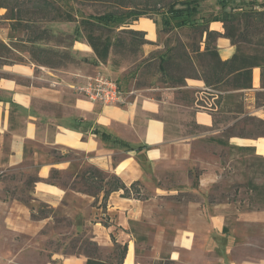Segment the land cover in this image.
<instances>
[{"label":"crops","instance_id":"0c3cea01","mask_svg":"<svg viewBox=\"0 0 264 264\" xmlns=\"http://www.w3.org/2000/svg\"><path fill=\"white\" fill-rule=\"evenodd\" d=\"M209 28L223 31L220 21L211 22ZM135 29L145 31V38L154 41V27L152 36L142 27ZM216 45L223 60L235 51L225 37H218ZM91 49L87 45L80 54L91 55ZM92 55L95 57L94 52ZM96 62L81 61L73 72L36 67L32 62L0 69L5 73L0 76V264H34L35 238L43 235L52 217H33L30 205L41 201L47 207L66 206L70 193L78 199V205L84 202L93 208L91 239L99 247H126L122 264H143L138 259L143 253H136V242L144 237L150 240L147 264L161 255H166L170 264H264V205L251 206L246 198L228 200L209 194L226 169L224 165L203 166L197 184L203 197L187 205L185 225H175L168 233L152 221L156 226L144 236L132 226L156 217L152 207L158 204L154 199L124 196L121 189L103 198V191L96 196L74 191L61 180L66 175L79 178L87 167H96L106 174H116L127 186L135 181L148 184L155 194L179 188L189 190L192 183L166 188L157 182L165 170L181 166L188 169L195 144L205 137L218 138L220 141L215 142L220 147L233 150L238 164H247V159H264V134L214 136L237 126L244 116L264 120L263 107L254 103L255 93L264 90V69L262 79L260 68L252 69V87L220 92L213 111L236 116L218 126L212 113L193 105L191 91L206 87L200 79L186 78L185 85L159 88L157 97L146 94L145 89L128 90L123 92L126 101L122 105H103L76 94L69 87L72 82H82L97 72L118 76L117 70ZM178 89L191 90L190 98ZM180 108L183 119L187 116L192 124L212 133H182L178 127L183 124L164 114L179 112ZM70 152L78 154L77 161L68 156ZM52 171L56 174L50 179ZM30 176L38 179L29 187L31 198L25 202L9 191L16 190L11 182L19 178L17 190L25 188V180ZM259 183V179L250 181L251 185ZM85 221L90 223V217ZM78 227L76 222L74 228ZM40 249L47 254L43 264H86L83 253L61 254ZM100 259L114 262L111 257Z\"/></svg>","mask_w":264,"mask_h":264},{"label":"rangeland","instance_id":"374dc122","mask_svg":"<svg viewBox=\"0 0 264 264\" xmlns=\"http://www.w3.org/2000/svg\"><path fill=\"white\" fill-rule=\"evenodd\" d=\"M8 1L11 6L15 5L12 0ZM247 1L248 0H226V9L229 10V4H239L244 2L243 4L246 5ZM54 4H56V6H61L62 8H69L74 14L76 20H50L49 18L41 20L39 15L34 14L30 0H24V4L21 6V11L23 12V15L33 19V28L35 31L44 28L48 29L49 33L47 38L41 41L43 46L55 50V52H57L62 58H66L64 57V54L66 53L68 55L69 52L70 55L68 56L70 57L64 60L63 65L55 68L35 62L26 52L30 46L27 40L28 38H31L34 33L30 28L22 26H17L16 29L13 28L12 30L10 27V21L4 18L6 9L0 8V40L10 47V50L3 52L0 57V61L4 62H0V69L4 66H26L27 63L32 62L36 67L41 66L54 70L59 69L73 72L76 71L78 63L81 61L97 63L96 58L92 55L93 51H89L91 52V55L80 54V52L86 48L88 43L86 42L84 34L79 31L78 23L82 17L102 14L109 10L110 5L98 0H54ZM219 11L220 5L217 3V0H202L199 5V11L195 14L172 17L166 11L160 10L156 13H151L150 17L141 16L132 21L129 25L115 26V29L111 32L112 37L118 35L125 36V33H119V30L122 28L135 29L138 27L146 29L150 36L153 34L154 27L155 37L153 43L142 45L135 53H131L125 49L111 50L106 64L110 68L117 70L119 74L117 77L113 75H109V77L118 82L122 92L132 89H145L146 92H144L146 94L155 97L159 96V93L161 92L158 90L159 88L170 87L173 84L159 79L160 77L156 72V65L154 64L157 62L158 54L165 50V45L173 46L177 40L188 43L192 38L191 29L187 27H178V22L185 19L186 21L184 25H188L192 21L196 22L203 20L211 13L216 14ZM211 22L214 21H210L209 24ZM163 27H167L168 29L163 30ZM196 38H198V36H196ZM201 46H203V44ZM53 58V60H57V57ZM104 74L106 73L104 72ZM1 75H5V73L0 71V76ZM107 75L108 74H106V76ZM183 90L184 89H178V92L180 91L182 94H186V96L190 98L191 90ZM191 92L194 107L198 110L212 113L218 126H221V123L233 120V117L236 116L234 114H221L213 111L217 104L216 99L220 96L219 91L205 87L203 89L194 88ZM254 97V103L257 106H262V109L264 110V90L257 91ZM209 105H211V107H209ZM170 112L164 111V114H166V116L169 115L176 123L181 122V124H183L182 127H178L179 129L182 128V133H192L194 135L204 134L205 136L212 133L206 128L192 124L187 116L183 119V116H180L183 113L181 108L179 112H177V110ZM178 113L180 114L177 117ZM252 118H254V120L261 119L258 117L244 116L237 121V126L233 125L214 136L221 135L227 137L230 134L236 133H250L253 135L264 134V125L253 122ZM234 153L235 152L229 147H220L214 140H208V137H205L204 139H200V141L194 146L192 159L189 160L187 164V166H190V169L183 170L181 166L178 169L165 170L164 174H160L157 182L158 185L166 188L187 187L189 186L187 184L192 183V186L189 187L191 189L179 188L178 191L163 190L158 191L159 194H155V191L150 185L147 184L145 186L141 183L138 193L139 198L154 199L158 205L152 207L156 216L153 220L150 219L147 223L136 222L133 224L132 227L137 234H143L144 236L146 232L152 230L156 226L150 223L152 221L165 227V230H168V233H170L169 231L175 225H185L186 214L188 212L187 205L191 202L202 200V192L197 188L198 178L201 176L203 166L209 164H216L217 166L224 165L226 167L220 178H218V181L214 183L212 188L213 192L209 193L212 198L228 200L246 198L249 205L260 207L264 196V162L257 159H247V164H238V160L233 156ZM68 156L75 158L76 161L78 160V154L70 152L68 153ZM181 163L180 165H182ZM257 179H259L260 182L258 184L259 188L256 191H250L248 183L251 180L255 181ZM61 180L74 191L80 190L94 196L99 193V191L84 182L80 177L71 179L70 175H66ZM12 183L19 188V179H17L16 182H11V184ZM19 194L26 199L29 192L21 193L19 190H15V195ZM70 194V203L66 206H59L57 208L47 207V205L41 201L32 202L37 215L41 217L51 215L52 217L50 223L43 230V235L35 238V252L33 255L34 264H43L47 259L46 252L42 251L40 248L49 251H56L61 254H74L88 252L89 248L92 247L88 245V241H93L91 239L93 232L92 224L94 222L93 208H89L88 204L84 202L78 205V199H73V193ZM134 195L136 194L134 193ZM93 204L95 205L96 202L94 201ZM89 217L90 223L85 221ZM76 222H78V229L74 228ZM19 241H21V238H19ZM167 241L168 240L166 239L164 245H166ZM148 243H150V240L146 237L137 238L136 253H143L142 256H138V259L143 264H147L149 259V257H146L149 248ZM119 248H122V246L119 245L112 248L98 246L96 256L106 259L111 257L115 262L118 255L116 254L112 256V253H117ZM154 261L152 264H170L166 255H161L160 259H154Z\"/></svg>","mask_w":264,"mask_h":264},{"label":"trees","instance_id":"16d2710c","mask_svg":"<svg viewBox=\"0 0 264 264\" xmlns=\"http://www.w3.org/2000/svg\"><path fill=\"white\" fill-rule=\"evenodd\" d=\"M15 3L11 6L8 0H0V8H5L4 18L10 21V27L14 29L17 26L28 27L34 33L28 38L29 48L26 52L38 64L48 67H59L64 64V60L70 56L65 53L64 57L50 48L41 44V41L47 38L48 29L44 28L35 31L33 28V19L23 15L21 6L24 0H12ZM110 5L109 10L99 15H89L79 20L78 29L84 34L86 42L92 48L96 61L106 63L111 50L118 49L135 53L138 49L147 43H153L145 38V31L122 28L119 33H125V36L112 37L111 32L121 25H129L132 21L141 16H149L160 10L166 11L172 17L182 15H191L198 13L199 5L202 0H98ZM226 0H217L220 5V11L216 14L211 13L207 18L200 21H192L184 25L185 19L178 22V27H187L191 29L192 38L190 42L184 43L180 40L173 46H166L165 50L158 54L156 72L159 79L165 82H171L172 86H182L186 84V78L200 79L208 88L219 92L234 89H245L252 87V69L260 68V77L263 78L264 69V1L248 0L247 4H229V10L226 9ZM34 14L42 19L75 21V16L69 8L56 6L54 0H30ZM220 21L223 31L210 29V21ZM32 23V24H31ZM163 27V30H167ZM11 35V34H10ZM198 36V38H196ZM218 37L228 38L235 47V51L228 59H221L216 46ZM11 38V37H10ZM203 38V40H202ZM11 40V39H10ZM203 48H201L202 44ZM10 50V47L0 40V57L3 52ZM57 57V60H53ZM1 62V61H0ZM4 63V62H1ZM216 99V103L219 101ZM253 122L264 125V120L252 118ZM250 135V133H247ZM212 140L219 142L218 138ZM264 162L263 158H258ZM56 171H52L50 179L55 177ZM79 177L87 184L94 187L97 191H103V198H106L111 192L123 190L122 195L139 198V181L126 185L116 174H106L96 167H88ZM12 178H16L13 176ZM21 178H19L20 180ZM37 176H30L25 180V188L19 191L28 192L33 181ZM248 185H251L250 182ZM15 189L17 191L16 185ZM252 187V188H251ZM251 189L256 191L259 186L251 185ZM9 191V190H8ZM15 195V190L9 191ZM134 193L136 195H134ZM25 195V194H24ZM18 198L29 202L30 195L26 199L17 195ZM262 205H264V196ZM33 217H41L36 214L33 205H30ZM92 246L88 252L83 253L86 257V264H122V258L125 255L126 247L123 246L117 251V260L115 262L101 260L96 256L98 245L96 242L88 241ZM80 253V252H79Z\"/></svg>","mask_w":264,"mask_h":264},{"label":"built area","instance_id":"2783aa9c","mask_svg":"<svg viewBox=\"0 0 264 264\" xmlns=\"http://www.w3.org/2000/svg\"><path fill=\"white\" fill-rule=\"evenodd\" d=\"M69 87L76 94L91 101H98L103 105H122L126 101L117 82L100 72L87 76L82 82H72Z\"/></svg>","mask_w":264,"mask_h":264},{"label":"clouds","instance_id":"9594fccd","mask_svg":"<svg viewBox=\"0 0 264 264\" xmlns=\"http://www.w3.org/2000/svg\"><path fill=\"white\" fill-rule=\"evenodd\" d=\"M202 186H203V182H202Z\"/></svg>","mask_w":264,"mask_h":264}]
</instances>
